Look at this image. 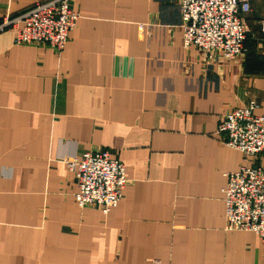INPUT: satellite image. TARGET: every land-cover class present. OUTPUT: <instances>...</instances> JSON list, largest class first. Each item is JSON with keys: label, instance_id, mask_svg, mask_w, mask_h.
<instances>
[{"label": "crops", "instance_id": "1", "mask_svg": "<svg viewBox=\"0 0 264 264\" xmlns=\"http://www.w3.org/2000/svg\"><path fill=\"white\" fill-rule=\"evenodd\" d=\"M41 1L0 0V19ZM249 6L230 61L183 47L179 0H71L61 52L0 33V264H264L256 234L225 230L243 155L216 135L250 101L264 115V0ZM101 150L126 177L109 213L77 206L65 162Z\"/></svg>", "mask_w": 264, "mask_h": 264}, {"label": "built area", "instance_id": "2", "mask_svg": "<svg viewBox=\"0 0 264 264\" xmlns=\"http://www.w3.org/2000/svg\"><path fill=\"white\" fill-rule=\"evenodd\" d=\"M70 1L45 0L18 15H6L0 19V33L13 31L15 45H49L61 52L79 19ZM179 6L185 49L195 46L209 59L229 61L246 52L242 15L249 12V0H179ZM255 108L250 101L226 113L216 135L243 155L239 170L226 175L225 230L251 232L264 243V167L253 162L264 155V115H255ZM65 162L75 178L79 208L97 206L109 213L117 206L126 184L125 170L109 151L84 152Z\"/></svg>", "mask_w": 264, "mask_h": 264}]
</instances>
